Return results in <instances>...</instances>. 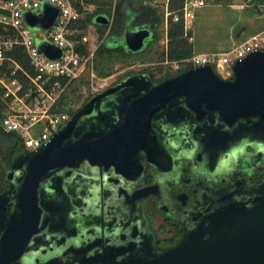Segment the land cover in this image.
Instances as JSON below:
<instances>
[{"label": "water", "instance_id": "water-1", "mask_svg": "<svg viewBox=\"0 0 264 264\" xmlns=\"http://www.w3.org/2000/svg\"><path fill=\"white\" fill-rule=\"evenodd\" d=\"M58 15L45 3L24 20L46 31ZM94 21L110 19L97 14ZM150 36L145 26L127 29L123 43L138 52ZM37 46L49 58L61 56L47 41ZM179 142L193 145L184 156L195 154L203 168L232 160L246 145L264 148V50L234 61L232 78L210 64L158 82L144 70L91 94L46 143L21 152L8 168L0 264H264V177L228 175L220 189L204 182L178 192L187 204L172 199L170 211L182 219L183 234L172 246L156 244L142 203L155 196L159 206V171L169 169L170 145ZM145 161L155 167L150 185L137 183ZM104 186L124 195L128 213L110 220L82 213L96 198L94 187Z\"/></svg>", "mask_w": 264, "mask_h": 264}, {"label": "built area", "instance_id": "built-area-1", "mask_svg": "<svg viewBox=\"0 0 264 264\" xmlns=\"http://www.w3.org/2000/svg\"><path fill=\"white\" fill-rule=\"evenodd\" d=\"M45 3L57 6L59 15L50 29H38L36 35L24 13H40ZM205 4L206 0H183L173 20L182 21L184 35L192 29L196 10ZM81 17L72 0H0V125L29 150L46 143L70 117L68 111L59 109L60 102L85 73L89 74L91 94L108 85L109 77H99L94 71L95 48L88 47L87 37L78 27ZM40 41L59 47L61 56L47 57L38 50ZM255 50H264V31L226 51L192 53L185 61L210 64L221 76H228L234 61ZM21 51L28 66L19 58Z\"/></svg>", "mask_w": 264, "mask_h": 264}, {"label": "flooded vegetation", "instance_id": "flooded-vegetation-1", "mask_svg": "<svg viewBox=\"0 0 264 264\" xmlns=\"http://www.w3.org/2000/svg\"><path fill=\"white\" fill-rule=\"evenodd\" d=\"M189 64V67L169 77L188 68L197 66L191 63ZM176 68H180V65H176ZM144 70L148 69H143L141 71ZM148 71L151 73L150 70ZM125 74L126 73L123 75ZM123 75L119 76L114 81L118 80ZM169 77L156 79L152 75L153 80L157 82L163 81ZM222 77L232 78V73ZM114 81L109 82L107 86ZM164 141L166 144L169 143L168 138H165ZM192 147L193 145L185 146V142L170 145L173 154V160H171L172 164L166 165L167 168L169 167L168 170L159 171V206L155 196H149L142 203L147 225L154 235L156 244L162 248L172 246L183 234L182 219H177L173 215V209L170 211L172 207L175 208L174 204H172V199L176 201L177 205L179 204L181 206L182 204L186 206L187 204V202H180L177 200L178 192H189V190L191 191V189L195 188L199 183L204 182L213 189H220L223 186V181L226 183L225 178L228 175H236L237 178H244L246 176L250 178V180H261V178L264 177V151H261L264 150V148L261 144L252 145L251 150L248 151L247 145L244 146L241 150L235 152L232 160H227V158L224 157L214 168H206L205 166L203 168L201 162L195 159V154H192V157L189 158L184 156L193 149ZM25 150L29 149L25 148L20 140L5 133L0 125V194L5 191L10 184L7 178L8 168L13 160ZM144 166V172L137 183L150 185L155 180V167L147 161H145ZM135 185V183H125L124 188L130 189ZM111 188V186H104V188L94 187L91 197L96 198L89 206L81 207L82 213L94 214L98 212L101 216L103 215V219L105 220H110L112 216L122 217L123 214L128 213L129 209L125 202L124 195L121 193L114 194L111 192ZM106 191H110L111 193L107 194ZM170 204H172V206ZM90 207H92V209ZM155 215L159 216L157 221L154 220ZM32 252L35 253L34 250ZM41 259H43L42 256ZM30 261H33V258L28 260V262Z\"/></svg>", "mask_w": 264, "mask_h": 264}, {"label": "trees", "instance_id": "trees-1", "mask_svg": "<svg viewBox=\"0 0 264 264\" xmlns=\"http://www.w3.org/2000/svg\"><path fill=\"white\" fill-rule=\"evenodd\" d=\"M254 1L256 4H264V0ZM72 2L81 14L86 12L85 6L94 4L98 10L96 15L104 14L110 17L109 10L112 8V0H72ZM182 2L183 0H168L163 7L159 8L143 3L133 6L131 0H118L113 7L112 24L114 32L101 38L94 50L93 66L95 73L99 77H107L115 71L114 68L117 63L131 64L140 61L148 63L144 69L150 70L154 78L164 79L189 67L190 64L185 60L193 53V44L188 39L191 31L184 35L182 21L180 19L178 21L173 20L174 14H179ZM166 11L169 12L167 16ZM95 14L87 15L84 19L81 17L78 21V27L83 34L87 23H95ZM160 24L163 26V46L161 48L156 47V43L161 37ZM142 26L151 30V36L147 39L142 50L132 52L124 46L123 33L127 29ZM81 48L86 50V44L82 45ZM19 54L22 63L28 66L24 52L21 51ZM176 65H180V68L177 69ZM90 95L89 74L85 73L80 80L72 84L70 90L64 95L59 109L72 114Z\"/></svg>", "mask_w": 264, "mask_h": 264}, {"label": "rangeland", "instance_id": "rangeland-1", "mask_svg": "<svg viewBox=\"0 0 264 264\" xmlns=\"http://www.w3.org/2000/svg\"><path fill=\"white\" fill-rule=\"evenodd\" d=\"M117 1L118 0H112V8L109 10L110 17L106 15L110 19L107 26L87 23L84 27V34L87 37V44L90 49L96 48L101 38L114 32V26L112 24L113 7ZM166 1L167 0H131L133 6L143 3L158 6L159 8L163 7ZM255 4L254 0H206V4L196 10L193 26L192 29H190L191 33L194 30V47L196 51H226L232 48L233 45L239 44L236 41H232V35L236 37L237 33L243 27L246 28L241 37H239L241 40L246 38L249 33L255 31L257 28H263L264 19H253V15L257 12V9L254 7ZM84 9H86V12L82 13V19L87 15H93L98 12L94 4H89L85 6ZM159 31L161 37L156 43V47L161 48L163 46V26L161 24L159 26ZM32 32L37 35L39 30L33 28ZM36 40L38 39L36 38ZM226 44L227 46H224ZM225 47L226 49H224ZM147 66V62L140 61H135L131 64L117 63L114 68L115 71L110 76H107L109 77L107 81L108 83L112 82L118 78V76L127 72H139ZM158 218L159 216L155 215L154 220L157 221Z\"/></svg>", "mask_w": 264, "mask_h": 264}, {"label": "crops", "instance_id": "crops-1", "mask_svg": "<svg viewBox=\"0 0 264 264\" xmlns=\"http://www.w3.org/2000/svg\"><path fill=\"white\" fill-rule=\"evenodd\" d=\"M230 6H234V5H230ZM254 7L257 9V12L253 15V19H254V20H261V19H264V4H262V5H260V4H255ZM241 9H242V7H241ZM241 9H239V10H241ZM245 28H246V27H243V28L237 33L236 37H234L235 35H232V36H233V37H232V41H233V42L236 41L237 43H242V42H244L245 40L249 39L251 36H253V35H255V34L261 32V31H264V27H263V28H257L255 31L249 33V35H248L246 38H244V39L241 40L239 37H241V35H242V33H243V31H244ZM192 33H193V34H192ZM192 33H191V35H192V40H193V41H191V42H192V44H193V53H207V52H214V51H211V50H210V51H209V50H207V51H196V49H195V47H194V42H195L194 30H193ZM224 46H227V44L224 45ZM224 46H223V47H224ZM224 49H226V47H225Z\"/></svg>", "mask_w": 264, "mask_h": 264}]
</instances>
